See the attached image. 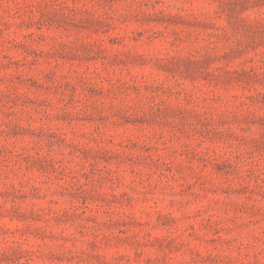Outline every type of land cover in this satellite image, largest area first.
Returning <instances> with one entry per match:
<instances>
[{
    "label": "rangeland",
    "instance_id": "rangeland-1",
    "mask_svg": "<svg viewBox=\"0 0 264 264\" xmlns=\"http://www.w3.org/2000/svg\"><path fill=\"white\" fill-rule=\"evenodd\" d=\"M0 264H264V0H0Z\"/></svg>",
    "mask_w": 264,
    "mask_h": 264
}]
</instances>
